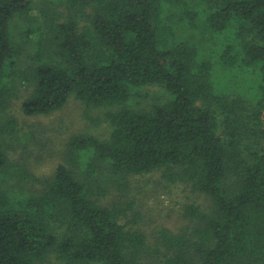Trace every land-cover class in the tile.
Here are the masks:
<instances>
[{"label":"trees","instance_id":"obj_1","mask_svg":"<svg viewBox=\"0 0 264 264\" xmlns=\"http://www.w3.org/2000/svg\"><path fill=\"white\" fill-rule=\"evenodd\" d=\"M23 85L25 116L73 96L109 138H72L39 179L8 152ZM150 86L163 98L136 106ZM154 172L211 201L162 230V264H264V0H0V264H144L104 182Z\"/></svg>","mask_w":264,"mask_h":264},{"label":"rangeland","instance_id":"obj_2","mask_svg":"<svg viewBox=\"0 0 264 264\" xmlns=\"http://www.w3.org/2000/svg\"><path fill=\"white\" fill-rule=\"evenodd\" d=\"M227 34H217L218 43L223 45L228 42ZM22 87L20 98L13 101L9 111L18 121V131L11 134L12 141H7L11 143L8 152L13 160L24 163L39 179L52 176L59 165L66 164L72 138L80 135L94 136L100 140L109 138L111 128L105 118L106 109L88 111L72 96L60 111L49 116L27 117L21 105L29 96L31 88ZM163 94L160 87H146L139 96L141 104L136 106L146 107L159 102ZM117 183L110 184L109 180L104 182L108 188L103 201L107 206L117 203L130 207L122 222L145 234L147 247L144 264H162V230L174 234L192 230L195 225L188 215V207L194 205L205 212H209L211 207L207 196L193 192L185 184L169 183L163 178V172L129 177L126 182ZM32 189L37 191L41 186L37 184ZM46 264L63 263L51 257Z\"/></svg>","mask_w":264,"mask_h":264}]
</instances>
